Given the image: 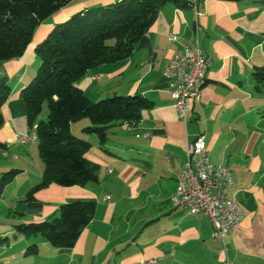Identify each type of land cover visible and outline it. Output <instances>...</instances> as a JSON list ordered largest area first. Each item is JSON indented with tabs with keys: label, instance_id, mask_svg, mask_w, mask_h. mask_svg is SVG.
Masks as SVG:
<instances>
[{
	"label": "crops",
	"instance_id": "1",
	"mask_svg": "<svg viewBox=\"0 0 264 264\" xmlns=\"http://www.w3.org/2000/svg\"><path fill=\"white\" fill-rule=\"evenodd\" d=\"M116 0H72L35 30L18 58L0 62V85L11 91L2 107L0 181L18 169L0 190V264H264V0H168L157 11L131 55L88 71L76 83L93 101L119 95L145 97L136 123L114 122L99 144L84 130L88 118L71 123L73 134L91 144L85 158L97 177L82 185L55 183L28 190L41 180L42 161L16 134L28 123L20 91L35 74V48L58 23L88 7ZM169 35H175L171 41ZM197 37L211 64L201 99L179 117L162 75L174 51ZM98 76L97 78H93ZM204 136L210 160L234 178L228 198L243 211L223 244L211 239L206 215H191L170 201L187 160L186 144ZM18 152V154H17ZM94 202L90 221L69 248L53 247L41 235H24L21 223L50 220L62 203ZM29 247L35 250L32 253Z\"/></svg>",
	"mask_w": 264,
	"mask_h": 264
},
{
	"label": "trees",
	"instance_id": "2",
	"mask_svg": "<svg viewBox=\"0 0 264 264\" xmlns=\"http://www.w3.org/2000/svg\"><path fill=\"white\" fill-rule=\"evenodd\" d=\"M72 0H0V62L18 58L31 42L37 27ZM168 0H116L88 7L56 24L36 45L39 58L36 74L21 89L28 127L36 124L38 154L43 164L41 180L32 186L26 199L51 183L60 186L82 185L97 177V165L84 154L91 144L73 134L72 122L88 118L84 130L95 133L99 144L107 138L114 123H136L145 97L112 95L93 101L76 83L88 71L128 58L138 39L147 31L159 8ZM185 4H190L184 0ZM10 87L0 85V127L2 107ZM46 103V120L36 121ZM6 143L0 141V151ZM18 169L5 172L0 190ZM94 202L73 200L62 203L50 220L21 223L16 227L24 235H41L56 248L72 247L81 230L90 221ZM34 253L35 250L29 247Z\"/></svg>",
	"mask_w": 264,
	"mask_h": 264
},
{
	"label": "built area",
	"instance_id": "3",
	"mask_svg": "<svg viewBox=\"0 0 264 264\" xmlns=\"http://www.w3.org/2000/svg\"><path fill=\"white\" fill-rule=\"evenodd\" d=\"M195 14L198 0H190ZM171 41L175 35H169ZM211 64L210 58L203 54L197 37L178 47L162 71L167 81L173 105L179 117L187 120L191 111V102L201 99L205 72ZM94 76L93 78H97ZM36 125L28 127L23 133L16 134V141L26 144L36 140L33 133ZM33 131V132H32ZM187 160L178 179L175 192L170 201L173 207L180 208L191 215L204 214L212 225L211 239L222 244L224 238L237 230L243 217V211L228 198V189L234 178L223 173L222 165H214L210 160L204 136H198L186 144ZM155 259H145L142 264H154ZM223 264H236L226 258Z\"/></svg>",
	"mask_w": 264,
	"mask_h": 264
},
{
	"label": "rangeland",
	"instance_id": "4",
	"mask_svg": "<svg viewBox=\"0 0 264 264\" xmlns=\"http://www.w3.org/2000/svg\"><path fill=\"white\" fill-rule=\"evenodd\" d=\"M36 71L37 70H35V74H36ZM34 74V75H35ZM33 78V77H32ZM105 98V97H104ZM47 116H48V107H47V105H46V103L42 106V110H41V113H40V115L37 117V119H36V121H40V120H46L47 119ZM34 125H36V124H34ZM28 128V127H27ZM25 132V131H24ZM33 132V131H32ZM33 133H35L36 134V130L34 129V132ZM28 143H30V142H28ZM30 146H31V143L29 144ZM32 145H34V148H36V151H37V153H38V140H37V135H36V140L35 141H33L32 142ZM17 154H18V152H17ZM39 155V154H38Z\"/></svg>",
	"mask_w": 264,
	"mask_h": 264
},
{
	"label": "bare ground",
	"instance_id": "5",
	"mask_svg": "<svg viewBox=\"0 0 264 264\" xmlns=\"http://www.w3.org/2000/svg\"><path fill=\"white\" fill-rule=\"evenodd\" d=\"M188 1L191 3L190 0H188ZM223 173H230V170L227 167L223 166Z\"/></svg>",
	"mask_w": 264,
	"mask_h": 264
}]
</instances>
